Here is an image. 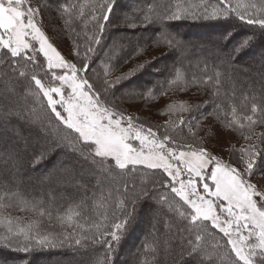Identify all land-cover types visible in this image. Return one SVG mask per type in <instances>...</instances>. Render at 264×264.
Segmentation results:
<instances>
[{"label":"trees","instance_id":"obj_1","mask_svg":"<svg viewBox=\"0 0 264 264\" xmlns=\"http://www.w3.org/2000/svg\"><path fill=\"white\" fill-rule=\"evenodd\" d=\"M226 2L236 11H229L226 16H218L219 14L214 16V12L219 13L225 7V3L221 0H29L31 6L40 7L43 11L44 30L58 45L66 49L68 62L75 64L78 70L85 65L89 66L87 72L78 71V76L87 79L94 86V91L105 106L123 115V122L126 125L127 118L131 117L135 125L134 131L141 126L145 132L148 128H152L158 139L162 140L165 134L171 137L167 147L190 150L201 148L209 150L210 145L205 144L203 140L208 136L209 139L212 138L215 127L225 131L230 130L237 138L233 146L235 151L232 154L229 151L230 156L233 155V157L226 162L240 168L245 167L244 164L236 163L241 156L240 149H246L251 144L257 145L259 151H264V142L258 139L261 134H264V123L255 125V135L252 136L251 141L244 138L248 135L246 119L248 116H253L254 120L264 119L261 113V109H264V93L262 90H256V87L241 83L242 80L247 78L251 80L256 77L250 75L248 63H243L246 61L245 57L241 58L243 53H240L238 61H235V67H226L219 63L218 55L214 54V50H208L206 46L202 47L199 40L191 42L187 39L190 37L187 29L192 26H199L202 30L212 26H219L222 30H226V25L238 26L244 30L247 28L250 32L264 30V27L259 24L247 23L249 17L259 18L262 14L258 10L261 0H226ZM105 3L112 5L107 22L100 19L104 14L100 6ZM252 3L257 4V9L248 7ZM117 9L120 15H117ZM190 11H193L194 15L189 14ZM172 13H180L181 18L167 19V16ZM239 14H245V19L241 20ZM145 16L148 20H145ZM197 20L202 22L196 24ZM123 31L129 32L131 37L124 48L117 45L114 47L115 51L111 53L113 35ZM143 31L147 32L146 36L141 35ZM233 34L229 41L238 38L235 37L236 39L232 40ZM173 38L179 43L169 46L168 41ZM243 39L238 38L236 49L228 51L232 55L230 58L236 59ZM161 51H168V53L164 54V52L163 56L159 55L153 61L155 59L153 56ZM183 53L186 54L183 55ZM29 54H32L31 51ZM2 55L3 52L0 51V56ZM35 55L37 57L35 63L27 62L26 57L16 58L6 67L4 61H0V74L15 79L16 92L20 96L15 106L16 110H13L12 107L5 108L11 100L9 96L11 93L0 94V103L3 106L0 112V123L3 122V125L6 124L9 127L14 125V128H10L11 133L10 131L5 133L4 142L0 133V153L4 154L6 147H12L13 144L21 148L15 133L19 135L26 133L28 137L36 135L32 127L37 125L24 116L21 107L23 106L29 111L31 118H41L48 126V132L60 137V140L64 142L62 147L57 146L56 140L52 138L47 146H57L66 154L65 157L68 154L64 161L71 162L70 155L77 157V154L72 152H78L76 149L81 145L74 140L76 133L59 124L55 119L49 118L50 109L45 107L46 98H43L42 94L37 95L39 90L31 80V76L36 75L46 85L49 83V77L45 76V72L48 71L45 58L38 51ZM175 58L177 61H174ZM7 59L8 57H5V60ZM216 62L219 64L217 68L214 66ZM152 69H157V72H153ZM19 72H25L26 75L20 76ZM146 75H153L156 80L151 81ZM106 81L115 83L106 84ZM131 81L135 84L134 87L130 86ZM256 81L261 84L260 79ZM53 83L56 84V82ZM142 83L146 86L141 85ZM236 84L238 87L231 89ZM123 85H126L124 90L120 89ZM183 96L184 102L180 100ZM181 105L183 107H179ZM254 105L257 107L256 114L251 112ZM169 106H173L171 111ZM17 115L23 117L25 122H22ZM203 120L206 126L204 125L205 128L202 130ZM241 124L245 127L242 128ZM137 142L139 141L132 140L134 145ZM237 142L241 147L236 145ZM35 152L33 150V154ZM10 153L18 155V151L15 153L11 150ZM19 159L21 164H16V167L26 171L32 159L23 154L19 156ZM103 168L107 174L111 173V178L103 171L106 178L99 181H96L94 176L79 174L81 185L79 187L76 184L74 187L76 189L79 187L83 195L76 196V193L80 191L61 190L60 187L63 188V185L60 181L47 182L49 194L54 195L52 204L44 199L40 201L36 193L28 194L26 190L33 188L28 180L24 182L25 189H18L19 185L16 186L12 181L16 179L14 175L6 173L3 168L0 169V195H4L5 200H20L19 203L52 216H47L48 219H46L31 213L35 218L41 219V222L37 229L28 233L33 237L37 233L40 236L46 234L50 244L33 247L28 252L50 250L66 254L68 250H72L84 256V262L80 264H97L98 261L100 264H105V256H107L106 264H116L120 257L121 260L128 261L127 264H163L166 262L165 255H169L168 258L179 256L181 260L182 255L188 252L186 256L190 257L188 250L189 241H191L199 243L203 249L212 251L216 264H220L221 260L226 261L229 254L234 258L231 245L227 244L228 237L213 228L210 222H203V224L191 222V209L184 205L174 193H171L170 187L167 186V175L161 169L153 170L143 165H129L122 170L115 166L114 161ZM71 170L65 171L64 174L74 172ZM254 171L255 174L257 171H264V164L260 163L259 158L254 165ZM204 173L207 178L210 171L207 170ZM186 177L187 174L184 172L181 178ZM207 182L211 186V180L208 179ZM202 184L203 182H200L201 189ZM97 186H100L101 190H95ZM141 188H146L148 195H139L140 198L135 200L134 211L133 204H127V210L132 214V219L126 228L120 230L119 242H112L110 232L116 230L115 224L125 219L120 202L133 200L140 193L138 190ZM149 195L156 204L154 208L160 226L163 222L171 225L173 230L167 233L169 234L167 237L166 231L159 227L162 234L158 238L153 237L146 230V234L144 233L138 244L131 249L132 240L130 239L137 238V235H132L130 231L136 223L142 222L143 218L139 219L138 215L140 204ZM136 203L137 206H135ZM197 234L202 237L199 242L195 239ZM170 236H172L171 240ZM105 240L112 244L113 251H108ZM169 240L170 246L165 244ZM217 244L220 247L214 248ZM11 246L18 248L15 250L23 253L22 255L27 253L19 250L23 244L18 241ZM127 250L132 251L130 258H125L124 253ZM8 251L10 248L7 246L0 248V257L4 253H6L5 256H10ZM192 259L194 264H198L196 258L192 257ZM0 261L8 264L4 258Z\"/></svg>","mask_w":264,"mask_h":264},{"label":"snow or ice","instance_id":"obj_2","mask_svg":"<svg viewBox=\"0 0 264 264\" xmlns=\"http://www.w3.org/2000/svg\"><path fill=\"white\" fill-rule=\"evenodd\" d=\"M221 2L225 3V7L219 13L214 12V16L217 14L226 16L229 11H236L226 0ZM100 7L104 13L100 19L107 22L112 5L105 3ZM248 7L257 9V4L252 3ZM258 10L262 13L259 18L249 17L247 23L264 27V0H261ZM37 11L32 8L29 0H0V51L3 52L0 61H4L6 67L16 58L26 57L27 62L35 63L37 50L32 41H38V52L43 54L47 63L48 71L45 72V76L49 77V83L46 85L36 75H32L31 80L39 90L37 95L42 94V97L46 98L45 107L50 109L49 118L55 119L59 124L77 134L74 140L81 146L76 150L82 154L87 153L88 157L102 168L106 164L111 165L114 161L115 166L122 170L129 165H143L153 170L161 169L167 175V186L170 187L171 193H174L184 205L191 209V222L193 224L210 222L213 228L228 237L227 244L231 245L234 258L229 254L227 260H221L220 264H241V262L242 264H264V184L258 187L248 179L255 175L254 165L257 158L260 159L261 164H264V151H259L257 145L251 144L246 149H240L241 156L236 163L244 164L245 167L237 168L231 164L222 163L203 148L188 152L181 151L177 154L176 151L167 147L171 137L165 134L162 140L158 139L152 128H148L145 132L143 126L134 131L135 125L131 117L127 118V126H122L123 115L105 106L94 91V86L87 79L78 76V71L87 72L89 66L85 65L78 70L75 64L67 62L48 42L35 23ZM239 15L241 20L245 19V14ZM180 18V13L167 16L169 20ZM145 20H148L147 16ZM168 43L169 46H174L179 42L173 38ZM247 44L248 40H245L241 47ZM30 51L32 54H29ZM76 54L79 55V53ZM5 57L8 59L5 60ZM54 69H67L68 72L57 74L53 71ZM13 70L16 71V69ZM19 75L25 76L26 73L19 72ZM55 81L59 84H54ZM108 83L115 82L106 81V84ZM172 108L173 106H169L170 111ZM251 112L256 114L255 105L251 108ZM261 113L264 115V109H261ZM117 116L119 118H114ZM246 119L248 135L244 138L251 141L252 136L255 135V125L264 123V119L254 120L251 115ZM240 126L245 127L243 124ZM133 139L139 141V148L130 143ZM258 139L264 142V134H261ZM210 164L213 166L206 178L204 169ZM184 172L188 175L186 178H181ZM208 179L212 182L211 186L207 182ZM200 182H203L202 192L199 188ZM140 195H148V190L142 189ZM210 197H214L215 200ZM139 198L140 196L136 195L131 201L120 202L125 219L115 224L116 230L110 232L112 242H119L120 230L126 228L132 219V214L127 210V204L132 203L134 211L135 200ZM217 200L221 203H217ZM219 213L227 215L221 220ZM21 233L24 234L25 240L23 246L19 248L21 251L28 252L31 247L50 244L48 238L40 236L39 233L35 237L25 233L24 229H21ZM195 239L199 242L202 237L197 234ZM3 242L6 245L11 244V241L7 239ZM104 243L108 244L109 252L113 251L112 244L108 240ZM189 245L190 258H196L198 264H216L212 251L201 248L199 243L189 241ZM219 247L218 244L214 246V248ZM106 261L107 256H105V264ZM97 264L100 262L98 261Z\"/></svg>","mask_w":264,"mask_h":264},{"label":"rangeland","instance_id":"obj_3","mask_svg":"<svg viewBox=\"0 0 264 264\" xmlns=\"http://www.w3.org/2000/svg\"><path fill=\"white\" fill-rule=\"evenodd\" d=\"M126 4L128 3L126 2ZM32 8L38 10L35 16V23L44 33L48 42L51 43L53 47H55L56 50L60 52L63 58L68 62L69 59L67 58L66 49L58 45L54 41V39L50 35H48L44 30L45 24L43 23V21H44L45 16H44L43 11L41 10L40 7L34 8V6H32ZM189 14H194V12L190 11ZM117 15H120L119 10L117 11ZM218 16H221V15H218ZM197 19H201V18H197ZM195 22L196 24H199L202 21L197 20ZM122 27H125V26H122ZM225 28L227 29L222 30V28L219 26L218 27L212 26L207 29L203 28L202 30L199 28V26L188 27L187 33L190 35L189 37L190 39L189 38L187 39L191 42L199 40L201 41L200 43L202 47L206 46L208 50H211V51L214 50L213 51L214 54L218 55L219 63H221L223 66H226V67H235L236 66L235 61H238L239 59L238 56H240V53H243L241 55V58L243 59L245 57L244 59H246V61H244L243 63H248V68H249L248 71L251 72L250 75L252 74V75H255L256 77L254 79L251 78V80L247 78L245 80H242L241 83L243 82L247 86L251 85L252 87H256V90L258 89L262 90V92L264 93V30L250 32L248 31L247 28H245L244 30L238 26L234 27L232 25L231 26L226 25ZM120 29L124 30V28H120ZM236 30L239 31L238 32L239 35L237 37L244 38L241 42V45L243 44L245 39L248 40V44L247 46H244V47H241L240 45V51L238 52V55L235 57L236 59H234V58H230L232 55L228 51L232 49H236V47L238 46V45L236 46V43H238V38L237 39L235 38L236 40L234 41H229L231 35ZM145 33L147 32L143 31L141 35L146 36ZM130 37L131 36L129 32L123 31V32L115 33L113 35V41L111 44L110 52L113 53L115 51L114 47L117 45H120L121 47L124 48ZM136 38H137V35L135 36V39ZM259 41H260V44H259ZM32 43L35 45V48L38 51L39 49L38 41H32ZM225 43H226V46H225ZM186 51L188 52V49ZM163 53L166 54L168 53V51H161L155 54L153 58L155 57L158 58V56L162 55ZM186 53H183V55ZM156 58L153 61H155ZM174 61H177L176 58ZM218 65H219L218 62H216L214 64L215 68H217ZM53 71H55L57 74H64L68 72L67 69H54ZM152 71L157 72V69H152ZM146 76L151 81L156 80V78L153 75L151 76L146 75ZM257 79L261 80V84L257 83L256 81ZM55 82H56V85L59 84L58 81H55ZM126 85H123L122 88L120 86V89L124 90V87H126ZM134 85L135 84L131 81L130 86L134 87ZM141 85L146 86L145 83H142ZM235 87H238L237 84L235 86H232L231 89H234ZM16 88L17 86H16L14 78L5 77L2 74H0V94L11 93L9 95L11 100L9 101L8 106L5 107L6 109H11L12 107L13 110H16L15 106H16L17 100L20 98V96L16 92ZM120 89H119V92H120ZM56 99H59V97H56ZM180 100L184 102L185 101L184 96L180 97ZM1 104L2 103H0V112H1V107H3L1 106ZM21 107H22L23 114H25L24 116L31 119L37 125V126L32 127L33 129L32 131H34V133L36 132L35 133L36 135L35 136L32 135L28 137L26 133H24V135L22 134L19 135L15 133V135L17 136V139L20 142L21 148H17V146L13 144L12 145L13 149L12 147L7 146L5 150V146H4L5 153L4 154L0 153V169L3 168L6 171V173L10 175H14L16 179H12V181L15 182L16 186L19 185L20 188L18 189H25L23 187L24 182L25 180H28L29 183L33 185V188H29V190H26L28 194L36 193L40 201L44 199V200H47V203L49 202V204H52L53 203L52 199H54L53 198L54 195L49 194L50 190H48L47 188L48 186L47 182H50L53 180L60 181L63 185V188L60 187L61 190L68 189L69 191L71 190V191L76 192V191H80L79 187L81 183H80L79 174L83 176H86V175L94 176L96 181L105 179L106 178L105 175H108L109 178L112 177L111 173L108 172L107 174V172L105 171V168H103L104 169L103 170L99 164L92 163L96 161H93L92 159H90L86 153L82 154L80 151L72 152V153L77 154V157L70 155V158L72 159L71 162H68L70 160L64 161V158L66 159L68 154L65 157L66 154L62 152L60 149H58L57 147V146L62 147L63 146L62 144H64V142L60 140V137L58 135L55 136L52 132H48V129H47L48 126H46L45 122L41 120V118L39 119L31 118L29 111L23 106ZM19 115L22 116L20 113ZM19 115L17 116L20 117ZM20 118L22 122H25L23 117H20ZM204 125L206 126L205 120H203L201 123L202 130L205 128ZM13 126L9 127V126H6V124L3 125V122L0 123V133L2 135L1 138H3L2 140L3 142L5 140L4 139L5 133H8L9 131L11 133L10 128H14ZM122 126L126 127L127 125L122 121ZM51 138L56 140L57 146H49V147L47 146ZM236 138L237 136L233 134L232 132H230V130L225 131L224 129L215 127L213 130L212 138L209 139V136H208L204 138L203 140L205 144L210 145L208 147L209 150H206V149L205 150L209 154H211V156L219 159L222 163L229 164L226 161L231 160L233 157V155L232 157L230 156V152L232 154L233 151L235 150L233 146L236 142L235 141ZM208 141H209V144H208ZM130 143H132V140L130 141ZM243 144H245V142H243ZM236 145L238 147H241L238 142ZM133 146L139 148L140 146L139 142H137L136 145L133 144ZM171 149L176 151L177 154H179V152L181 151H184V152L190 151V149H179V148H173V147ZM11 150H14L15 153L16 151H18V155L11 154L10 153ZM33 150L36 151L34 154H33ZM21 154L26 155L27 157H30V159H32L26 171H23L16 167V164H21V161L19 159V156ZM212 166L213 165L210 164L208 167L204 169V172H206L207 170L210 171ZM89 168L92 170H88ZM240 168H243V166H241ZM67 170L68 171L71 170L74 172H71L69 174L67 173L64 174V172ZM102 171L105 173V175L103 174ZM186 174L188 175L187 172ZM248 179H250L251 183L259 187L261 184H264V171H259V172L257 171L255 175L248 177ZM111 182L113 181L111 180ZM76 184L79 186L78 189L74 187V185ZM99 187L100 186L95 187V190L97 191L99 189L101 190V187L100 188ZM199 188H200V191L202 192L203 189H201L200 184H199ZM142 189L144 188H141L138 191L141 193ZM213 190H214V187H213ZM140 193L138 195H140ZM78 195H83L82 191L76 193V196ZM0 197H3V199H0V248H3L4 246H7L8 248H10V251H8V253L10 252V256L7 255L8 256L7 257L5 256L6 253H4L2 254L3 256L0 257V259L4 258L5 261L8 262V264H80L84 262L83 260L84 256L81 253H78L72 250H68L66 254H62L60 252H52L50 250L27 252L24 255H22L23 253H18V251L15 250L18 248H14L13 246H11V244L16 241L22 244L25 243L24 234L21 233V229H24L25 233H28L29 230L31 231V230L37 229L39 227V223L41 222V219L35 218L34 216H32V214L41 215L45 217L46 219H48L47 216L49 217H52V216L44 211H37L31 207H27L19 203L20 200H17V199L5 200L6 197H4V195H0ZM152 199L153 198H151V195H149V197H147L146 200L143 199V201L140 204L141 206L138 212L139 214L138 213L137 214L139 215V219L143 218V220L142 222H139V224L136 223L137 226L135 224L132 227L133 230L131 229L132 231H130L132 235H137V238L130 239L132 240L131 249H132V246L138 244L139 240L143 237L144 233L146 234V230H148L152 234V236L156 238L161 237V234H162V232L160 231L161 229L159 227H161L163 231H166L165 232L166 234L173 230L171 225L170 226L166 225L163 222H162V225L160 226V223L157 220L156 210L154 208L156 204L153 202ZM210 199L215 200V198L213 197H210ZM216 202L221 203V201H218V200ZM135 206H137V203ZM219 214L221 216V220H223L225 216L227 215L226 213H219ZM137 219L138 218L136 217V222H137ZM41 236L48 237V235L46 234H42ZM167 237H169V234H167ZM171 238L172 236H170L169 239L171 240ZM5 239L10 240L11 244L6 245L3 242ZM170 240L168 241V243L165 242V244L170 246V242H171ZM168 246H165V247H168ZM32 248L33 247H31L30 249ZM11 252L13 254H11ZM131 252H132L131 250L129 251L127 250L124 253L125 258L132 255L130 254ZM167 253H170V252H167ZM186 255H188V252H185L182 255L181 260H179L180 259L179 256L178 258H174V257L168 258L169 255L168 256L165 255L164 259L166 260V262H164L163 264H194V262H192L194 261V259ZM126 262L128 261L121 260V257H120L116 261V264H127ZM0 264H3V263L0 261Z\"/></svg>","mask_w":264,"mask_h":264},{"label":"bare ground","instance_id":"obj_4","mask_svg":"<svg viewBox=\"0 0 264 264\" xmlns=\"http://www.w3.org/2000/svg\"><path fill=\"white\" fill-rule=\"evenodd\" d=\"M238 36V33L237 32H235L234 34H233V38H232V40L235 38V37H237ZM11 254H13L12 252H11ZM35 262V261H34ZM33 262V263H34Z\"/></svg>","mask_w":264,"mask_h":264}]
</instances>
